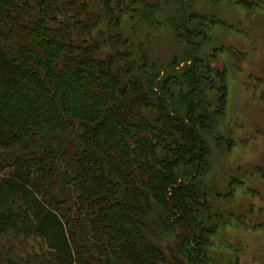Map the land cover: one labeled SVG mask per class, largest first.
Masks as SVG:
<instances>
[{
    "label": "trees",
    "instance_id": "obj_1",
    "mask_svg": "<svg viewBox=\"0 0 264 264\" xmlns=\"http://www.w3.org/2000/svg\"><path fill=\"white\" fill-rule=\"evenodd\" d=\"M101 1L112 63L95 56L103 20L85 1L66 2L82 19L51 27L56 0H0V235L39 245L6 261L172 264L173 254L200 264L222 216L205 176L228 88L226 69L198 53L208 36L196 23L221 21L181 0L163 16L170 51L136 59L118 52L125 0ZM142 3L145 19L162 5Z\"/></svg>",
    "mask_w": 264,
    "mask_h": 264
},
{
    "label": "rangeland",
    "instance_id": "obj_2",
    "mask_svg": "<svg viewBox=\"0 0 264 264\" xmlns=\"http://www.w3.org/2000/svg\"><path fill=\"white\" fill-rule=\"evenodd\" d=\"M56 1L57 7L47 19L51 27L75 17L83 18L78 5H66L69 0ZM80 1L102 16L103 21L90 39L97 47L95 56L114 62L115 49L109 43L113 29L108 26L102 1ZM111 1L114 5L115 0ZM152 1L125 0L128 9L120 14L115 34L122 40L126 38L127 44L118 48L119 53L128 51L137 59L142 48L151 57L170 51L167 35L171 30L163 16L177 11L181 0H159L160 11L145 19L142 2ZM165 1L174 6H164ZM187 8L191 13L213 15L221 21L210 25L196 23L207 28L208 36L198 53L207 57L211 65L226 69L228 88L225 114L213 136L218 139L210 140L211 169L205 176L208 201L222 216L212 220L217 229L200 264H264V0H190ZM115 63L123 68L128 64ZM182 65L183 62L180 69ZM3 174L0 171V176ZM231 179L236 182L229 189ZM162 248L168 255L167 243L163 242ZM38 249L33 238L0 235V264H8L7 250H11V261H18ZM169 255L172 264H192L181 256Z\"/></svg>",
    "mask_w": 264,
    "mask_h": 264
},
{
    "label": "bare ground",
    "instance_id": "obj_3",
    "mask_svg": "<svg viewBox=\"0 0 264 264\" xmlns=\"http://www.w3.org/2000/svg\"><path fill=\"white\" fill-rule=\"evenodd\" d=\"M58 66V65H57Z\"/></svg>",
    "mask_w": 264,
    "mask_h": 264
},
{
    "label": "flooded vegetation",
    "instance_id": "obj_4",
    "mask_svg": "<svg viewBox=\"0 0 264 264\" xmlns=\"http://www.w3.org/2000/svg\"><path fill=\"white\" fill-rule=\"evenodd\" d=\"M173 263V262H172Z\"/></svg>",
    "mask_w": 264,
    "mask_h": 264
},
{
    "label": "water",
    "instance_id": "obj_5",
    "mask_svg": "<svg viewBox=\"0 0 264 264\" xmlns=\"http://www.w3.org/2000/svg\"><path fill=\"white\" fill-rule=\"evenodd\" d=\"M184 264V263H183Z\"/></svg>",
    "mask_w": 264,
    "mask_h": 264
}]
</instances>
